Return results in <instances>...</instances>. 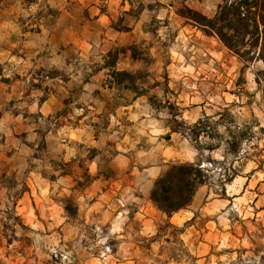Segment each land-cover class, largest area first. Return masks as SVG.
I'll return each mask as SVG.
<instances>
[{"label":"rangeland","instance_id":"rangeland-1","mask_svg":"<svg viewBox=\"0 0 264 264\" xmlns=\"http://www.w3.org/2000/svg\"><path fill=\"white\" fill-rule=\"evenodd\" d=\"M37 1L0 0V114L8 117L10 127L38 129L33 155L15 154L18 145L12 135L7 137L9 157L0 159V264H264V82L255 83L263 65L252 62L244 67L216 38L203 35L184 18L186 10L213 17L220 0H169L163 6L141 0L129 6L133 15L148 7L162 17L143 22L148 38L140 37L135 53L150 65L154 49L167 68L156 82L144 80V73L142 82H148L145 93L157 87V99L150 103L166 116L162 120L171 129L169 145L196 152L189 164H198L204 184L230 209L231 240L226 237L214 252L200 258L179 239L181 230L166 223L159 228L166 240L151 245V240L136 238L134 246L121 249L103 228L85 218L80 210L88 204L80 198L89 183L85 167L64 164L46 137L77 125V118L70 119L68 113L81 99V90L69 81L84 75L79 74L82 66L98 62L107 37L97 29L86 31L83 39L93 53L89 60L79 57L72 45L64 61L55 59L63 44L74 40L64 37V29L83 27L59 15L80 10L73 5L49 8L45 0ZM127 14L111 20V34L119 33L123 44L113 47L112 57L130 45L128 32L135 22ZM201 113L209 117L199 122L198 133L192 128ZM97 124L104 126L107 119L99 118ZM148 146L149 141L142 143L144 149ZM101 170L108 174L106 165ZM65 173L84 177L70 195L55 182ZM32 174L41 176L44 187L37 185L49 184V191L26 197L23 204Z\"/></svg>","mask_w":264,"mask_h":264},{"label":"crops","instance_id":"crops-1","mask_svg":"<svg viewBox=\"0 0 264 264\" xmlns=\"http://www.w3.org/2000/svg\"><path fill=\"white\" fill-rule=\"evenodd\" d=\"M45 1L49 8L64 9L69 5L79 8L80 13L64 11L59 18L78 20L83 25L64 29V37L74 40L65 42L63 49L55 53V59L64 61L67 58L66 50L72 45L79 57L89 60L93 53H90L91 45L83 39L86 31L97 29L107 37L102 40L105 49L97 54L98 62L92 61L82 66L79 74L84 75L72 77L69 81L71 85L77 83L81 90V99L69 106L71 113H68L70 119L77 118V125H66L47 133L46 137L47 141L54 142L64 164H82L85 167L84 173L89 183L83 187L80 198L83 202L87 200L88 204L80 210L88 222L93 227L103 228L107 237L116 240L121 249L126 245L134 246L136 238L151 240V245L158 244V240H166L167 236H159L160 225L164 223L170 229L181 230L179 239L193 249L192 253L197 258L214 252L215 246L223 243L226 237L231 240L234 225L229 216L230 209L207 184L196 189L185 209L170 216L159 211L150 200L154 183L171 166L193 163L197 157L196 152L188 146L184 149L182 145L177 150L169 145L171 129L162 120L166 116L152 108L150 103V100L157 99L154 96L157 87L149 93L143 90L148 85L147 81L156 82L163 70L167 69L160 63V53L154 49L149 57L153 60L150 65L135 53L140 37L144 34L143 39L148 38V30L143 22L161 21L160 14L145 7L133 15L129 6L141 0ZM143 1L146 5L163 6L169 0ZM127 12L135 22L127 31L131 38L130 45L114 53L116 61L110 66L107 60L109 54L113 55V47L123 45L121 36L117 38L119 33L116 36L111 34L114 31L111 20L113 16L121 18ZM112 72L131 74L135 80L131 86L128 83L118 84L111 77ZM144 73L148 75L146 78L143 77ZM143 79L149 80L142 82ZM141 90L144 92L140 93ZM208 117L209 114L201 113L195 121L199 123ZM99 118H106L107 124H97ZM7 121L8 117L0 114V159L9 157L7 137L12 135L18 145L15 154L22 156L31 152L33 155L37 150L38 129L27 125L13 128L7 125ZM148 141L149 146L144 149L142 143ZM105 165L106 175L101 170V166ZM83 180L82 176L65 173L55 182L64 186V192L70 195ZM37 182L44 187L41 176L32 174L28 191L22 197L23 204L26 197L49 191V184L46 188H40ZM132 225L136 227L134 232L131 231Z\"/></svg>","mask_w":264,"mask_h":264},{"label":"trees","instance_id":"trees-1","mask_svg":"<svg viewBox=\"0 0 264 264\" xmlns=\"http://www.w3.org/2000/svg\"><path fill=\"white\" fill-rule=\"evenodd\" d=\"M186 11L184 18L187 21L203 35L216 38L244 67L260 62L263 70L256 74L255 83L264 82V0H220L211 18ZM108 57L111 58L112 54ZM115 61L114 55L109 65ZM111 77L118 84L128 83L130 86L135 80V76L125 72H112ZM198 128L199 123L192 129L199 133ZM204 183L198 164L173 165L154 183L150 200L159 211L170 216L185 209L196 189Z\"/></svg>","mask_w":264,"mask_h":264},{"label":"built area","instance_id":"built-area-1","mask_svg":"<svg viewBox=\"0 0 264 264\" xmlns=\"http://www.w3.org/2000/svg\"><path fill=\"white\" fill-rule=\"evenodd\" d=\"M204 167L203 165H201V168Z\"/></svg>","mask_w":264,"mask_h":264}]
</instances>
